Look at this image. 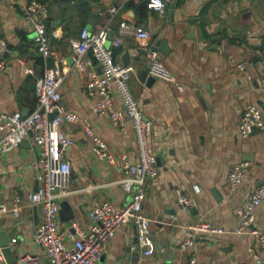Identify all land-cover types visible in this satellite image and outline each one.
Wrapping results in <instances>:
<instances>
[{"label":"crops","instance_id":"crops-1","mask_svg":"<svg viewBox=\"0 0 264 264\" xmlns=\"http://www.w3.org/2000/svg\"><path fill=\"white\" fill-rule=\"evenodd\" d=\"M28 1L0 0V37L7 46V50L0 51V59L6 60L5 68L0 70V108L23 114L35 107L36 80L49 66L48 57L37 48L33 21L22 9ZM41 1L50 8L48 32L57 51L53 59L68 71L60 86L61 102L65 108L89 117L96 134L108 142L116 157L114 163L99 158L80 122L62 124L75 142L64 152L72 171L70 192L62 199L68 204L59 214V229L72 230L73 221L89 226L90 212L99 200L125 204L131 199L117 180L123 174L121 155L137 159L132 122L128 119L122 129L107 115L94 112L96 95L86 90L90 73L72 67V40L81 35L84 26L98 30L106 25V44L114 49L116 59L125 63L124 54L130 52L129 64L134 71L129 85L154 125L153 142L160 170L147 181L143 207L152 219L151 231L157 245L149 264H264V250L256 236L236 231L238 206L264 180V134L254 129L243 137L239 125L247 103L264 104V0H165L164 12L148 6L142 11L139 6L144 0ZM111 4L119 8L114 15L109 11ZM88 5L99 13L98 17L91 16ZM138 24L150 31L175 81L149 73L145 48L134 31ZM240 62L246 67H239ZM145 69L148 76L142 79ZM115 97L116 106L122 107L119 94ZM38 158L32 134L19 146L0 153L4 197L9 203L17 192L23 197L20 214H0V229L6 230L13 247L4 252L8 261L29 252L45 259V252L33 241L42 217L41 205L27 197L40 184ZM242 160L250 164L243 182L232 190L229 168ZM195 184L200 191H195ZM178 187L194 200L188 209L181 208L177 200ZM204 220L225 231L208 233L206 241L197 246V261L191 263L190 251L180 250L179 242L189 224ZM253 225L264 228V200L256 209ZM136 235L135 224L122 225L101 260L105 264H125L138 258L139 252L130 247ZM254 252L262 256L261 262Z\"/></svg>","mask_w":264,"mask_h":264},{"label":"built area","instance_id":"built-area-1","mask_svg":"<svg viewBox=\"0 0 264 264\" xmlns=\"http://www.w3.org/2000/svg\"><path fill=\"white\" fill-rule=\"evenodd\" d=\"M165 0H147V6L164 12ZM26 17L32 19L36 32L35 41L38 50L46 57L56 56L57 51L51 44L48 32V3L41 0H30L23 4ZM118 6L111 4L109 11L114 15ZM134 31L149 62V73L155 77L175 81L176 77L160 57L159 48L153 44L150 31L143 25L134 26ZM108 27L91 30L84 26L81 35L72 40L73 68L87 70L90 76L86 82V90L96 95L94 112L107 115L110 121L122 129L128 119L131 120L136 133L138 155L135 161L123 153L121 155L122 176L117 182L131 194L125 204H117L112 200L95 202L90 212L92 222L82 226L78 221L72 222V230L63 231L58 227L61 201L70 192L72 164L64 155L66 148L75 142L63 129L65 122H80L85 134L91 140L93 152L101 159L115 162L116 157L108 142L93 129L91 120L78 112L65 108L61 102L60 86L65 80L67 70L60 61L47 66L35 83L36 105L23 114L20 111L7 112L0 108V153L19 146L26 136L32 134L39 150L37 178L39 187L27 194L28 199L41 205L42 217L33 232V241L45 252V259L38 253H26L16 262L6 259L0 247V264H105L101 258L108 250L109 242L122 225L132 222L137 229L136 239L130 247L139 252L138 258L125 264H149L157 249L152 236L151 217L144 212V200L147 194V181L155 178L160 170L155 145L153 142V122L139 106L138 99L130 88L129 79L134 66L123 63L115 57L114 49L106 44ZM7 50L5 40L0 37V51ZM6 60L0 59V70L5 68ZM239 67L245 68V62ZM33 72V68H28ZM184 89L182 84H179ZM116 93L119 94L122 107L116 106ZM53 114V115H52ZM240 133L248 137L254 129L264 134V109L257 102L246 104L240 116ZM249 160L231 164L228 173L229 184L235 190L242 182L249 166ZM200 191L198 184L194 185ZM177 200L183 209L193 205V198L181 187L176 189ZM22 195L17 192L9 203L4 197L1 187L0 169V214L13 212L20 214ZM264 200V180L251 192L248 200L237 208V232H250L258 239L264 250V228L255 227L256 209ZM222 226L210 221L191 223L186 227L184 236L179 242L180 250L190 251V261H197V246L206 241V235L224 232ZM258 262L262 256L254 252ZM175 264H182L177 261Z\"/></svg>","mask_w":264,"mask_h":264},{"label":"water","instance_id":"water-1","mask_svg":"<svg viewBox=\"0 0 264 264\" xmlns=\"http://www.w3.org/2000/svg\"><path fill=\"white\" fill-rule=\"evenodd\" d=\"M88 9H90V14H91V16H93V17H98L99 16V13L98 12H95V11H93L92 10V6L91 5H88V7H87ZM139 8L143 11H145V9L147 8V0H144L143 2H141V4H140V6H139ZM164 50V49H163ZM165 52H166V50H164ZM130 57H131V55H130V52L129 51H126V53L124 54V61H125V63L126 64H129V62H130ZM48 61H49V66H51V65H53V63H54V59H53V57L52 56H49L48 57ZM148 76V70H144L143 71V73H142V79L144 78V77H147ZM152 77V76H151ZM152 78H154V76L152 77ZM263 108H264V104H263ZM53 115V114H52ZM67 202H65V201H62L61 202V210H60V212L61 213H63V210H64V208L67 206ZM71 216H73V214H71ZM0 246L2 247V249H3V251L4 252H9V251H11V249L13 248L11 245H10V241H9V239H8V237H7V232H6V230H1L0 229ZM16 262L17 261V258H16V256H14V257H12L11 258V260L9 261V262Z\"/></svg>","mask_w":264,"mask_h":264}]
</instances>
